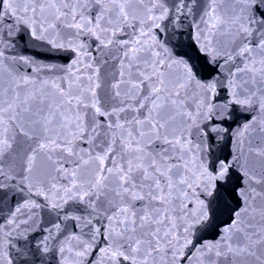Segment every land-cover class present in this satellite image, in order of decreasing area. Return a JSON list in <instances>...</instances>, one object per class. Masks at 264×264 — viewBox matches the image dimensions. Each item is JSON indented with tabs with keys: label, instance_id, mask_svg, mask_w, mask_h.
I'll return each instance as SVG.
<instances>
[{
	"label": "snow or ice",
	"instance_id": "snow-or-ice-1",
	"mask_svg": "<svg viewBox=\"0 0 264 264\" xmlns=\"http://www.w3.org/2000/svg\"><path fill=\"white\" fill-rule=\"evenodd\" d=\"M0 264H264V0H0Z\"/></svg>",
	"mask_w": 264,
	"mask_h": 264
}]
</instances>
